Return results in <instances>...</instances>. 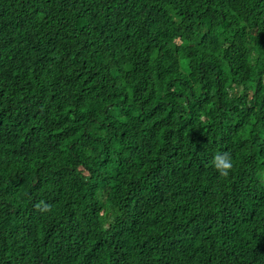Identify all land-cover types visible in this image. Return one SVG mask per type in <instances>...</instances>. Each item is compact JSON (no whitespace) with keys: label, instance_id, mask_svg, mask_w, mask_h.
Segmentation results:
<instances>
[{"label":"trees","instance_id":"trees-1","mask_svg":"<svg viewBox=\"0 0 264 264\" xmlns=\"http://www.w3.org/2000/svg\"><path fill=\"white\" fill-rule=\"evenodd\" d=\"M0 264H264V0H0Z\"/></svg>","mask_w":264,"mask_h":264},{"label":"clouds","instance_id":"clouds-1","mask_svg":"<svg viewBox=\"0 0 264 264\" xmlns=\"http://www.w3.org/2000/svg\"><path fill=\"white\" fill-rule=\"evenodd\" d=\"M211 166L215 169L220 178L226 179L230 176L234 168V162L230 153L226 151L217 152L212 156ZM34 208L40 212L51 211L50 206L44 201L37 202Z\"/></svg>","mask_w":264,"mask_h":264}]
</instances>
